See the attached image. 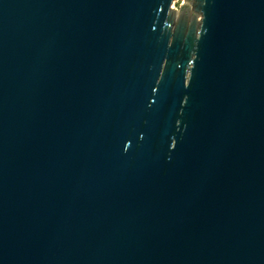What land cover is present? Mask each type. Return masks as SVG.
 I'll return each instance as SVG.
<instances>
[{"label":"water","instance_id":"obj_1","mask_svg":"<svg viewBox=\"0 0 264 264\" xmlns=\"http://www.w3.org/2000/svg\"><path fill=\"white\" fill-rule=\"evenodd\" d=\"M0 0V264H264V0Z\"/></svg>","mask_w":264,"mask_h":264},{"label":"rangeland","instance_id":"obj_2","mask_svg":"<svg viewBox=\"0 0 264 264\" xmlns=\"http://www.w3.org/2000/svg\"><path fill=\"white\" fill-rule=\"evenodd\" d=\"M181 2H182V0H175V1H174V6H175L176 8H180V6H181Z\"/></svg>","mask_w":264,"mask_h":264}]
</instances>
